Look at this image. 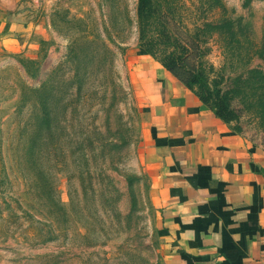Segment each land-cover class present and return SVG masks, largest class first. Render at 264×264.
I'll return each instance as SVG.
<instances>
[{
    "label": "rangeland",
    "instance_id": "rangeland-1",
    "mask_svg": "<svg viewBox=\"0 0 264 264\" xmlns=\"http://www.w3.org/2000/svg\"><path fill=\"white\" fill-rule=\"evenodd\" d=\"M149 1L140 34L137 0H0L37 27L0 53V264H163L133 50L180 57L264 147V0Z\"/></svg>",
    "mask_w": 264,
    "mask_h": 264
},
{
    "label": "crops",
    "instance_id": "crops-1",
    "mask_svg": "<svg viewBox=\"0 0 264 264\" xmlns=\"http://www.w3.org/2000/svg\"><path fill=\"white\" fill-rule=\"evenodd\" d=\"M36 29L0 8V53L22 51ZM129 63L163 264H264V147L218 119L158 60L133 50Z\"/></svg>",
    "mask_w": 264,
    "mask_h": 264
},
{
    "label": "trees",
    "instance_id": "trees-1",
    "mask_svg": "<svg viewBox=\"0 0 264 264\" xmlns=\"http://www.w3.org/2000/svg\"><path fill=\"white\" fill-rule=\"evenodd\" d=\"M151 15L150 1L137 0L136 18L140 28V34L143 26L146 25V21ZM228 24V22H223L222 27H228ZM144 51L145 54L151 56L148 50ZM257 54L262 63L263 72H258L257 70H251L250 72L261 75L260 82L264 83V36H262L260 49ZM158 61L177 81L185 88L192 91L202 104L212 110L213 114L218 119L226 124H232L233 130L240 132L239 128L236 126L237 124H235L238 119V114L231 108L230 100L226 94H222L214 88L210 89L203 80L202 75L193 69H188L186 64L183 63V60L178 56L168 54Z\"/></svg>",
    "mask_w": 264,
    "mask_h": 264
}]
</instances>
